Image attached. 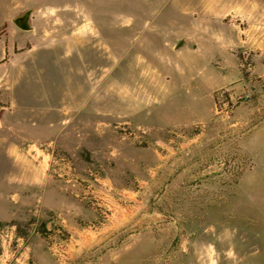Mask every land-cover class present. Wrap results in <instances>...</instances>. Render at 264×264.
Here are the masks:
<instances>
[{
    "label": "rangeland",
    "instance_id": "obj_1",
    "mask_svg": "<svg viewBox=\"0 0 264 264\" xmlns=\"http://www.w3.org/2000/svg\"><path fill=\"white\" fill-rule=\"evenodd\" d=\"M253 139L264 0H0V264H264Z\"/></svg>",
    "mask_w": 264,
    "mask_h": 264
},
{
    "label": "crops",
    "instance_id": "obj_2",
    "mask_svg": "<svg viewBox=\"0 0 264 264\" xmlns=\"http://www.w3.org/2000/svg\"><path fill=\"white\" fill-rule=\"evenodd\" d=\"M246 1H253V0H246ZM256 131H259V128L258 129H256ZM256 134V132H252V136H250L249 138H251L252 139V137H253V135H255ZM248 138V139H249ZM254 142H255V139H253V141H248L247 142V145H248V152H249V150L251 151V150H254L255 149V145H254ZM263 144H262V147H260V148H258V146H257V148L258 149H255V152H256V154L257 155H260L261 157H262V160H264V140H263V142H262ZM251 147V148H250ZM26 151L28 152V153H30V151L29 150H25V149H23V150H20V149H18V148H15L14 150H13V153L12 154H16V159L18 160V161H20L21 162V165L23 166V170H24V173H26V174H28L29 175V169H27V167H29V165L30 164H32V163H34V160H32V159H30L29 158V155L26 153ZM36 154H39L40 156L42 155V154H45L43 151L42 152H37ZM48 155H50L49 153H48ZM34 156V155H33ZM35 157H36V155H35ZM47 157V155L45 154V155H43V158H42V160H41V158H40V163L42 162V161H44V158H46ZM27 166V167H26ZM33 167L35 168V166H34V164H33ZM37 167V166H36ZM36 170V172L34 171V170H32L31 172L33 173V175H38V178H39V176H41V174H40V168H35ZM249 191V190H248ZM253 205V204H252ZM252 207H254V205L252 206ZM256 208L257 209H262L263 210V214H264V205H263V207H261V206H259V203H256ZM131 223V219L129 218L128 219V221H121L119 224H117L116 226H117V228L118 227H120V226H125V225H129ZM263 241H264V235H263Z\"/></svg>",
    "mask_w": 264,
    "mask_h": 264
},
{
    "label": "water",
    "instance_id": "obj_3",
    "mask_svg": "<svg viewBox=\"0 0 264 264\" xmlns=\"http://www.w3.org/2000/svg\"><path fill=\"white\" fill-rule=\"evenodd\" d=\"M16 25L23 29V30H30L32 29V24H31V13L30 11H26L25 13H23L22 15L17 16L14 19ZM186 43V39H182L178 45L177 48L182 47L184 44Z\"/></svg>",
    "mask_w": 264,
    "mask_h": 264
}]
</instances>
